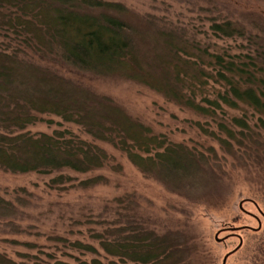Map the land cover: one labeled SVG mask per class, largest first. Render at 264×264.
<instances>
[{"label": "trees", "instance_id": "obj_1", "mask_svg": "<svg viewBox=\"0 0 264 264\" xmlns=\"http://www.w3.org/2000/svg\"><path fill=\"white\" fill-rule=\"evenodd\" d=\"M197 9L202 27L137 13L117 0H0V170L50 175L51 189L90 188L107 179H77L71 173L106 166L110 155L99 145L105 143L173 193L194 197L222 181L214 147L198 148L154 132L83 80L116 79L142 85L204 118L189 122L264 189V19L252 12L224 17L214 7ZM37 122L56 126L31 133ZM212 175L215 180L208 182ZM212 191L222 195L223 188ZM23 193L27 198L0 194V233H29L18 224L30 195ZM210 193L209 200H215ZM136 209L124 195L97 216L102 228L90 237L107 264H177L179 240L156 233ZM48 239L81 255L100 256L77 239ZM7 242L37 252L19 253V261L0 252V264H72L42 245ZM254 252V264H264L263 240ZM61 255L77 264H102L98 258ZM211 260L208 255L202 263Z\"/></svg>", "mask_w": 264, "mask_h": 264}, {"label": "rangeland", "instance_id": "obj_2", "mask_svg": "<svg viewBox=\"0 0 264 264\" xmlns=\"http://www.w3.org/2000/svg\"><path fill=\"white\" fill-rule=\"evenodd\" d=\"M117 1L137 13H155L173 22H190L200 27L201 24L196 20L199 5L209 9L214 7L215 11L218 10L216 13L224 17H238L243 12H252L264 19V0ZM201 13L200 16H210ZM83 80L97 92L112 97L130 115L150 125L154 132L164 133L171 140L186 142L190 146L214 147L220 165L219 169H215L222 181L202 187L194 197L173 193L158 181L144 177L122 153L105 143L99 145L110 155L106 166L87 174L71 173L77 179L95 175L107 179L90 188L73 185L51 189L48 186L50 175L11 174L0 170V194L6 192L11 196L23 197V192L30 193V200L20 208L25 213L24 219L18 223L28 227L29 233H0V252L17 261L20 260L19 253L37 252V249L7 242L13 239L42 245L44 251L56 253L58 259L72 264L77 262L74 258L62 256L63 251L87 261L98 258L102 264H107L108 260L101 253L98 242L92 240L90 234L92 230L102 228L96 221L106 205H111L117 197L130 195L137 205L138 213L156 233L170 234L179 240L176 242L181 250V259L177 264H201L208 255L212 259L209 264H221L224 255L236 246L239 238L240 246L229 254L225 264H254L257 261L253 257L254 251L264 241V189H259L258 182L253 183L254 176L249 178L247 170L236 166L215 140L189 122H204L205 119L189 110L180 109L156 92L134 82L87 77ZM41 118L51 119L44 115ZM53 119L58 120L55 117ZM55 126L37 122L29 130L31 133L50 132ZM211 179L214 181L215 176H209L208 182ZM219 186L223 188L222 195L212 191ZM209 193L215 200H209ZM55 235L68 241L77 239L91 244L99 250L100 256L81 255L78 251L63 249L60 244L49 241L48 237Z\"/></svg>", "mask_w": 264, "mask_h": 264}, {"label": "water", "instance_id": "obj_3", "mask_svg": "<svg viewBox=\"0 0 264 264\" xmlns=\"http://www.w3.org/2000/svg\"><path fill=\"white\" fill-rule=\"evenodd\" d=\"M258 228H259V223H258ZM238 238H239V236H238ZM217 240H220V239L217 238ZM237 242H238V243L236 244V246H235L231 251H229L228 253H226V254L224 255L221 264H225V263H226V260H227V257L229 256V254H231L232 252H234V251L236 250V248H237L238 246H240V244H241V239L239 238V241H237Z\"/></svg>", "mask_w": 264, "mask_h": 264}]
</instances>
